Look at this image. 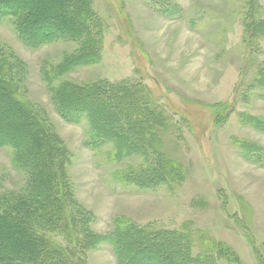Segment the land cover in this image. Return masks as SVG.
<instances>
[{"label": "rangeland", "instance_id": "rangeland-1", "mask_svg": "<svg viewBox=\"0 0 264 264\" xmlns=\"http://www.w3.org/2000/svg\"><path fill=\"white\" fill-rule=\"evenodd\" d=\"M89 8L88 37L77 42L32 48L0 23L6 84L53 138L72 231L56 217V190L41 189L10 147H0V210L19 208L54 243H77L70 264H118L98 240L119 225L177 245L192 264H264V0H91ZM91 51L98 62L61 70ZM108 85L127 89L145 116L144 131L126 126L134 150L121 159L113 145L90 149L87 122L55 108L57 90Z\"/></svg>", "mask_w": 264, "mask_h": 264}, {"label": "trees", "instance_id": "trees-1", "mask_svg": "<svg viewBox=\"0 0 264 264\" xmlns=\"http://www.w3.org/2000/svg\"><path fill=\"white\" fill-rule=\"evenodd\" d=\"M90 1L0 0V23L4 20L10 21L20 40L32 48L62 41L77 42L85 35L88 37V21L94 15L89 8ZM97 56L91 51L69 58L61 70L94 64L98 62ZM9 72L10 66L0 57V147L14 149L18 158L22 157L26 163L32 165L33 170L40 176L38 186L41 189L50 185L51 193L56 190L53 196V203L59 206L56 217L62 215L65 227L70 225L71 232L72 215L67 210L64 196L58 195L63 193V183L60 170L57 169L58 163L53 157V138L39 115L6 84ZM94 87H72L55 91V108L67 121L76 124L87 122L90 129L86 133V145L90 149L99 150L113 145L117 158L130 156L134 149L128 141L125 128L127 125L143 126L144 112L141 113L139 105H130L133 101L130 93L126 92L127 89L112 85H108L107 89ZM134 116L137 119L133 123L131 119ZM124 119L126 123L123 124ZM143 127L139 128L140 131H144L145 126ZM17 209H13L15 211L12 213L0 210V264L73 262L77 243H72L70 248L54 243L35 231L21 216L24 215L21 209ZM151 238L146 231H135L131 225H119L113 234L98 241H106L113 247L118 264H192L190 257L186 260L180 258L182 249H174L177 245L172 248ZM91 239L93 240L92 236Z\"/></svg>", "mask_w": 264, "mask_h": 264}]
</instances>
